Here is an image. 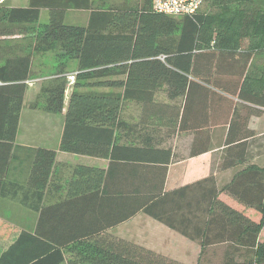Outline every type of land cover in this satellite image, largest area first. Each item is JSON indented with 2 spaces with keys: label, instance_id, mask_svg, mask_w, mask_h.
<instances>
[{
  "label": "trees",
  "instance_id": "trees-1",
  "mask_svg": "<svg viewBox=\"0 0 264 264\" xmlns=\"http://www.w3.org/2000/svg\"><path fill=\"white\" fill-rule=\"evenodd\" d=\"M6 1L0 2V41H25L18 48L0 46V51H8L0 54L4 60L0 65V81L4 83L0 93L14 99L4 136L9 151L26 92L23 81L31 77V54L53 52L57 61L55 76L42 82L30 107L63 114L58 146L63 152L113 160L121 158L118 150L129 149L143 160L145 154L156 150L149 141H140L135 147L118 146L117 142L116 131L128 128L123 112L129 102L139 107L141 121L167 120L170 130L175 129L177 121L181 130L228 125L225 144L237 146H242L252 133L246 128L248 119L264 108V77L251 75L252 52L241 48V34L234 29L231 16L216 18L205 12L168 16L154 12L151 0H122L116 4L105 0H28L26 7L9 6ZM233 1L248 4L259 0H211V4L227 9ZM41 9L49 11V21L44 25L39 23ZM69 10L88 11L87 23L66 24ZM262 10V14L241 10L239 19L246 21L248 16V28L262 33L264 40ZM18 49L23 50L16 55ZM69 61L76 63L70 87L66 79ZM12 85L18 90L8 89ZM55 155L51 149L34 150L29 187L42 189L51 180ZM90 170L80 167L76 172L86 181L100 183L103 173L97 171L96 179L90 178ZM249 172L253 180L257 176L258 187L262 184L264 193V171ZM244 175L240 173L235 181ZM148 200L142 199L115 221L131 216ZM260 201L253 206L261 215L256 223L223 205L225 213L217 212L215 226H234L241 235L201 239L198 263L207 252L204 246L223 243L221 264H264V237H258L264 225V201ZM66 205L61 201L57 206H31L39 211L34 231L0 223V264H59L65 259L68 264H185L111 235H101L100 229L89 228L67 237Z\"/></svg>",
  "mask_w": 264,
  "mask_h": 264
},
{
  "label": "crops",
  "instance_id": "crops-1",
  "mask_svg": "<svg viewBox=\"0 0 264 264\" xmlns=\"http://www.w3.org/2000/svg\"><path fill=\"white\" fill-rule=\"evenodd\" d=\"M87 20L88 14L83 24ZM24 42L0 41V46L20 47ZM18 50L16 55L22 52ZM46 56L31 54V77L23 81L26 92L10 151L4 136L10 125L8 113L14 99L0 93V223L34 231L39 211L31 206H57L66 201L67 237L89 228L100 229L101 235H111L185 264H197L201 239H229L241 235L234 226L225 229L215 226L217 212L225 213L223 205L254 223L260 219L261 215L253 206H257L259 200L264 201L262 184L258 187L257 176L253 180L248 171H264V108L248 119L246 128L252 133L242 146H237L236 143L225 144L228 125L207 124L181 130L177 121L175 129L170 130L167 120L141 121L139 107L129 102L127 108L132 113L125 120L128 128L116 131L117 142L118 146L135 147L140 146V141H149L156 150L145 154L143 160L137 159L136 153L129 149L118 150L121 158L113 160L63 152L58 146L64 120L57 136L55 116H52L56 113L30 107L42 82L55 76L53 72L39 76L41 70L50 71V65H41ZM3 61L0 59V65ZM67 65L66 75L72 74L75 61ZM35 79L42 80L32 82ZM8 89L18 90L15 86ZM37 148L56 151L51 180L42 189L28 186ZM193 150L197 153L193 154ZM80 167L91 169L90 178L97 177V171L103 173L100 183L80 177L76 172ZM240 173L245 175L235 181ZM146 197L149 200L134 214L115 221ZM263 230L264 225L258 235L260 239H263ZM222 244L204 247L206 251L212 247L222 249ZM59 264L68 263L65 259Z\"/></svg>",
  "mask_w": 264,
  "mask_h": 264
},
{
  "label": "rangeland",
  "instance_id": "rangeland-1",
  "mask_svg": "<svg viewBox=\"0 0 264 264\" xmlns=\"http://www.w3.org/2000/svg\"><path fill=\"white\" fill-rule=\"evenodd\" d=\"M105 1L107 4H109V3L116 4L122 0H105ZM126 1L132 3L135 0H126ZM263 2H264V0H259V1H255L254 3L246 4L244 1H240V2L233 1V2L229 3L227 9H220L221 7L218 8V6H212L211 0H206L205 2H203V4L201 5V7L198 10V13L199 12H205L207 14L214 15L216 18H219V16H223L225 18L231 16L232 17L231 20L234 19V23H235L234 29L238 30V32L241 34L240 39H239L241 48L251 50V52H252V61H251L250 72H251V75L256 79L260 78L262 76L264 77V40L261 39L262 33H255L254 28H252V27L248 28V25H250V21H249L248 16L245 17L246 21H244L241 18L239 19V17L241 15V12H240L241 10H247L250 12L252 11L255 14H257V13L262 14V12H263L262 9H264V6H262ZM6 3L9 6H13V7H26L28 5V0H7ZM87 14H88V11H84V10H69L66 12V15H65V23L66 24L67 23L83 24L84 19H85ZM48 21H49V11L47 9H41L40 15H39V23L41 25H44V24L48 23ZM2 46H4V45H2ZM9 47H13V45H9ZM15 47L18 48L17 46H15ZM2 49H5V48L2 47ZM22 50L23 49H21V51ZM2 52H3V55L8 53V51H6V50H4V51L1 50L0 54ZM39 54H41V53H39ZM44 54L47 56L45 57V60H43V61L41 60V62H42L41 65H43V66L44 65H46V66L50 65L49 66L50 71L49 70L48 71L47 70L46 71L41 70L39 72V76L45 75L46 72H49V73L53 72L54 73L55 69H56V65H57V61L54 59V56H53L54 53L53 52H46V53H42L41 55H44ZM48 57H49V59H48ZM47 60H49V63ZM46 66H44V67H46ZM67 67H68V65H67ZM41 80H38V81H41ZM255 82L256 81L253 80V83L256 86L260 85V82H257V83H255ZM97 89H99V88H97ZM100 89L106 90V88H100ZM69 92L70 91H67L66 94H68ZM131 113H132V111H130L128 108H126V110H124V112H123V116L126 119H128V115L130 116ZM52 116H55L54 117L55 122H56L55 128H57L55 133L58 136L61 133L60 132L61 131L60 125H61V122L64 120V116H62V114L60 115L59 113L52 114ZM262 234H263L262 236L264 237V230H263ZM221 250L222 249H220L219 247L210 248L206 252V254H203L201 256L198 264H221L222 259H223V254H222Z\"/></svg>",
  "mask_w": 264,
  "mask_h": 264
},
{
  "label": "built area",
  "instance_id": "built-area-1",
  "mask_svg": "<svg viewBox=\"0 0 264 264\" xmlns=\"http://www.w3.org/2000/svg\"><path fill=\"white\" fill-rule=\"evenodd\" d=\"M205 0H151V9L159 14L168 16H193L198 12ZM68 87L74 80V74L66 76ZM38 79L32 82H37ZM30 82V83H32Z\"/></svg>",
  "mask_w": 264,
  "mask_h": 264
},
{
  "label": "water",
  "instance_id": "water-1",
  "mask_svg": "<svg viewBox=\"0 0 264 264\" xmlns=\"http://www.w3.org/2000/svg\"><path fill=\"white\" fill-rule=\"evenodd\" d=\"M1 1V0H0Z\"/></svg>",
  "mask_w": 264,
  "mask_h": 264
}]
</instances>
